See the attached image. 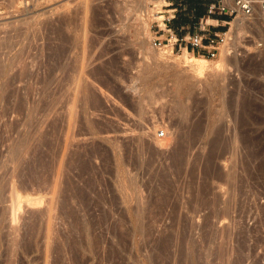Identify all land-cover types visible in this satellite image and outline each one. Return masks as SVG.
I'll return each instance as SVG.
<instances>
[{
	"label": "rangeland",
	"instance_id": "374dc122",
	"mask_svg": "<svg viewBox=\"0 0 264 264\" xmlns=\"http://www.w3.org/2000/svg\"><path fill=\"white\" fill-rule=\"evenodd\" d=\"M140 1L18 0L0 8L1 35L8 25L37 29L46 15L75 8L78 32L63 60L76 67L56 70L47 86L39 77L47 75L48 54L61 43L48 26L37 33L29 28L28 38L1 54L11 64L26 47L34 79L3 90L21 69L18 62L0 77V264H153L161 227L174 234L172 254L161 264H264V14L245 16L228 58L224 43L211 57L204 49L155 47L159 33L152 23L177 8L174 26L194 32L213 0H144V10ZM236 17L228 24L211 21V31L229 32ZM185 51L210 61L188 82L184 77L193 73L184 70ZM10 88L16 92L6 99ZM214 138L216 154L209 159ZM177 142L187 146L179 167L172 153ZM13 194L20 195L16 211ZM32 197L44 200L29 205ZM74 232L87 242L77 252L81 258ZM114 245L118 255L109 252Z\"/></svg>",
	"mask_w": 264,
	"mask_h": 264
},
{
	"label": "bare ground",
	"instance_id": "6f19581e",
	"mask_svg": "<svg viewBox=\"0 0 264 264\" xmlns=\"http://www.w3.org/2000/svg\"><path fill=\"white\" fill-rule=\"evenodd\" d=\"M18 0H0V8L1 7H3V6H5L6 8H8L9 9V7H11L12 5H14V3H16ZM148 1V0H147ZM160 1V0H159ZM159 1H157V2H159ZM145 4H146V2H145ZM145 4H144V0H142V1H140V3H138L137 4V7H139V9H143L144 10V6H145ZM4 7V8H5ZM98 7V6H97ZM7 9V10H8ZM12 9V8H11ZM14 9V8H13ZM86 10H87V8H86ZM71 11V10H70ZM84 11H85V9H84ZM93 11H95V10H93ZM87 12V11H86ZM13 12H12V10H10V11H7V13L6 14H12ZM60 13V12H59ZM83 13V12H82ZM256 15L257 14H259V13H263L262 11H261V9L259 8V6H256ZM254 13V14H255ZM84 14H85V12H84ZM253 14V15H254ZM95 15V14H94ZM253 15H251V16H253ZM7 16V15H6ZM10 16V15H9ZM12 16V15H11ZM47 16V17H46ZM45 17L46 18H49L48 17V15H46ZM50 16H51V14H50ZM137 17L139 16V15H136ZM245 16H247V17H251V16H248V15H246V14H243L242 12H239L238 14H237V17L234 19V21L232 22V24H231V28H230V30H229V32H227L226 33V36H227V39H226V41L224 42V46H223V53H224V55H226V58H228L229 56H228V54L231 52V49H230V47H231V45H230V41L232 40L231 39V37L234 35V34H236L237 32L236 31H241V29H243L244 28V26H245ZM235 17V16H234ZM46 18H44L43 20L42 19H39V20H41V21H37V23H36V25H37V29H32V27L31 26H29L28 27V25H27V27L25 26H23V27H20V26H16V27H12V26H9L8 24V29H9V27H10V30H4L5 28H3V35H1L2 34V31H0V37L2 38V40L3 41H0V48H3V49H0V51H2V52H0V77H1V75H2V73H4V71H6V69H8V67L11 65V67H13L17 62L18 63H20V70H21V72H19L20 70H18V72L17 73H12V76H9L8 78H7V80L4 82V84H3V90H7V88H9L10 86H11V88L13 87V84L15 83V81H17V80H21V81H25L26 82V84H27V82H29L28 80L31 78H33V75H34V73H33V71H31L29 68V66H30V64L29 63H27L26 61L28 60V58H27V56L25 57V48L23 49V48H21V49H19L18 51L19 52H17V54H15L16 56H13V57H15L14 59H13V61L11 62V64H8L9 62H5V59H4V57L1 55L2 53H3V55H4V53H6V55H7V53L8 52H10L11 51V49L12 48H15L14 47V44L16 45V43H18V42H20V38L22 37V36H24V35H26V34H28L29 33V31L31 30V31H33V32H38V30H40V29H45V27L46 26H48L50 29H48V35H51V34H53V35H56V37L59 39L58 40V42L61 40V43H58L57 45H55L54 46V48H52V52L50 53V54H48L49 56V65H48V70H47V75L45 76V77H39V82L41 83L42 82V84H44L43 86H47L51 81L53 82V78H52V76H53V74H54V72L56 71V70H61V71H63L64 73H67V72H69L73 67H76V61H75V63H71L70 64V66L67 64H64V62H63V60H64V57H65V55H67L66 53H68L69 51V49L71 48V42H72V40H71V38H73L74 37V43L76 42V34L78 33H76V8H75V12H69L68 14H60L59 16H55V17H53V18H51V19H48V20H46ZM30 19V18H29ZM81 19V18H80ZM26 20V19H25ZM34 20V19H33ZM213 20H215L214 18H212V17H210L209 18V21L211 22V21H213ZM32 21V20H31ZM84 22V21H83ZM100 24V23H99ZM26 25V24H25ZM33 25V24H32ZM5 27V26H4ZM12 27V28H11ZM34 27H36V26H34ZM29 28H30V30H29ZM78 28V27H77ZM15 31V32H11V31ZM70 30V31H69ZM79 31V30H78ZM81 32H82V30H81ZM49 33H51V34H49ZM32 35V34H31ZM52 35V36H53ZM25 37V36H24ZM83 37V36H82ZM1 38H0V40H1ZM4 38V39H3ZM14 38H15V40H17L16 42H15V40H14ZM25 38H28V37H25ZM30 38V37H29ZM46 38H47V35H46ZM53 38V37H52ZM24 39V38H23ZM22 39V40H23ZM35 39V38H34ZM51 39V36L48 38V40H50ZM56 39V38H55ZM30 40V39H29ZM52 40V39H51ZM79 40V39H78ZM24 41V40H23ZM22 41V43H26V41L25 42H23ZM29 42V41H28ZM52 42H54V41H52ZM56 42V41H55ZM54 42V43H55ZM72 42V43H73ZM73 43V44H74ZM26 45H27V43H26ZM20 46V45H19ZM24 46V45H23ZM50 46V45H49ZM74 46H75V44H74ZM73 47V46H72ZM170 47V46H169ZM28 48V47H27ZM5 49V50H4ZM50 49V48H49ZM185 49H188L187 47H185ZM10 50V51H9ZM13 50V49H12ZM169 50V49H168ZM8 51V52H7ZM68 51V52H67ZM171 51V50H170ZM172 52H174V50L172 49ZM12 53V52H11ZM193 53H195V52H193ZM169 54V53H168ZM185 54H186V60H187V63L185 64V71H187L188 73H193V75H189V76H187V77H184V79H183V81L184 82H188L189 80H191L192 78L193 79H195L196 77H198L197 75V71L199 72V73H201L200 71H202L203 70V68L205 67L206 68V66L208 67V65H209V67H210V64H206V63H209L210 61L208 60V59H206L205 60V58L204 59H196V58H189V53L187 52V51H185ZM223 56V55H222ZM12 57V58H13ZM30 57V56H29ZM45 57V56H44ZM171 57V56H170ZM11 58V59H12ZM39 58V57H38ZM97 58V57H96ZM222 59H225L224 57H222ZM47 60V59H46ZM34 61V60H33ZM209 61V62H208ZM225 61H226V59H225ZM223 62V61H222ZM221 62V64H223ZM34 63V62H33ZM28 64H29V66H28ZM80 64V63H79ZM206 65V66H205ZM16 66V65H15ZM79 66V65H78ZM81 66V65H80ZM18 67V66H17ZM33 67V66H32ZM82 67V66H81ZM204 68V69H205ZM12 69V68H11ZM10 69V70H11ZM19 69V68H18ZM99 71L98 72H100V74L102 73V71L99 69V68H97ZM12 70H14V69H12ZM38 70H39V68H38ZM207 70V69H206ZM206 70L204 71V72H206ZM9 71V70H8ZM94 71H97L96 70V68H95V70ZM7 72V71H6ZM13 72V71H12ZM15 72V71H14ZM80 72V71H79ZM203 72V71H202ZM203 72V73H204ZM82 73H83V71H82ZM97 73V72H96ZM202 73V74H203ZM5 74V73H4ZM8 74V73H7ZM201 74V75H202ZM80 75V74H79ZM82 76H83V74H82ZM81 76V77H82ZM3 77V76H2ZM85 77V76H84ZM77 78H79V76L77 77ZM30 79V80H31ZM34 79V78H33ZM71 79L73 80V81H76V75L74 76H72L71 77ZM222 79V77L220 76V74L219 75H217V77H216V82H220V80ZM2 80V79H1ZM197 80V79H196ZM4 81V80H3ZM20 81V82H21ZM24 82V83H25ZM37 82V81H36ZM184 82H183V84H184ZM30 83V82H29ZM102 83V82H101ZM194 83V82H193ZM187 84V83H186ZM28 85V84H27ZM38 85V84H37ZM9 86V87H8ZM40 86H41V84H40ZM11 88H10V90L8 89V91L6 92V94H4V96H5V98H6V96H11L12 94H13V92H16V91H13V90H11ZM92 89V88H91ZM2 90V89H1ZM16 90V89H15ZM45 90V89H44ZM28 92V95L29 94H32L33 95V90L32 89H29L28 88V90H27ZM41 92V91H40ZM15 94V93H14ZM17 94V93H16ZM40 94V93H39ZM45 94V93H44ZM49 94V93H48ZM1 95V94H0ZM42 95V94H41ZM43 96V95H42ZM2 97H3V94H2ZM14 97V96H13ZM4 98V97H3ZM25 98V97H24ZM46 98V97H45ZM7 99V98H6ZM23 100V99H22ZM24 105V104H23ZM194 105V104H193ZM250 107V106H249ZM187 111V110H186ZM188 112V111H187ZM190 112V111H189ZM193 113V112H192ZM185 114V113H184ZM187 115H188V113H186ZM190 114V113H189ZM194 119V118H193ZM114 121V120H113ZM199 123H201V121L199 122ZM198 124V123H197ZM196 124V130L198 131H200V127H201V124H200V127H199V125H197ZM193 125H195V124H193ZM194 128V127H193ZM191 130H193L192 128H191ZM195 130V128H194V132L196 131ZM201 130H202V128H201ZM186 131V130H185ZM197 131H196V134H197ZM192 132V131H191ZM189 133V132H188ZM193 133V132H192ZM199 133V132H198ZM159 134V133H158ZM190 134V133H189ZM196 134H195V137H197L196 136ZM200 134V133H199ZM193 135V134H192ZM198 135V134H197ZM160 136V135H159ZM193 137V136H192ZM190 139V138H189ZM191 140V139H190ZM181 141V140H180ZM210 142V146H211V149H210V152H209V159H212L214 156H215V151H216V147H217V144H218V138H214L212 141H209ZM175 145V144H174ZM187 146L184 144V143H182V142H177V144L175 145V147H174V151L172 152L173 153V156H175V158H176V160H177V163H178V165L176 164V166L177 167H179V165L181 166L182 165V162H183V157H184V155H185V153H186V150H187V148H186ZM189 151V150H188ZM174 158V157H173ZM185 158V157H184ZM36 161V160H35ZM29 165H31L30 163H29ZM45 166V165H44ZM177 169H179V168H177ZM208 187V186H207ZM16 194V193H15ZM17 198H16V197ZM14 196V194H13V197H15V198H13V201H12V208H13V211H16V209L18 208V206H20L21 207V205H20V195L19 194H17V195H15ZM77 197V196H76ZM15 199V200H14ZM44 199H42V198H30V200L28 201V204L30 205V204H37V203H40V202H42ZM100 201V200H99ZM99 206V205H98ZM101 206V205H100ZM90 209V208H89ZM96 210V209H95ZM100 210V209H99ZM104 212H106V211H104ZM89 213V212H88ZM109 213V212H108ZM16 214V213H15ZM104 214H106V213H104ZM77 215V214H76ZM103 215V214H102ZM101 215V216H102ZM107 215V214H106ZM109 215V214H108ZM75 216V215H74ZM15 215H14V217H13V219H15ZM76 217H78V216H76ZM83 217V216H82ZM103 217V216H102ZM73 218V217H72ZM108 218V217H107ZM70 219V218H69ZM103 220H104V218H103ZM105 220H106V218H105ZM79 222V221H78ZM81 222V221H80ZM73 223V222H72ZM87 224H88V222H86ZM77 224V223H76ZM79 224V223H78ZM84 224V223H83ZM87 224H86V226H87ZM98 224V223H97ZM95 225H96V223H95ZM82 225L80 224V228H82V227H84L85 225H83L82 227H81ZM32 227V226H31ZM88 227V226H87ZM114 227V226H113ZM116 227V226H115ZM28 228V227H27ZM79 228V227H78ZM93 228V227H92ZM201 228V227H200ZM84 229H85V227H84ZM84 229L82 228V229H80V230H82V232H84ZM87 229V228H86ZM164 229V228H163ZM162 229V227H161V232L159 231V239H158V241H156V242H154V243H156V244H154V245H156V247L153 249L154 250V252L155 253H153V255H152V263L153 264H161L160 262H161V260H162V258L164 257L165 258V256L166 255H168V257H170V255L172 254V253H170L171 252V250H170V247H172V245L171 244H173L172 242V240H173V236H174V234H173V232H172V230L170 231V230H163ZM166 229V228H165ZM197 229V228H196ZM207 229V228H206ZM28 231H29V236H31V231H32V229H30V228H28L27 229ZM74 230V229H73ZM77 230V229H76ZM76 230H74L75 232H76ZM88 230H89V228H88ZM87 230V231H88ZM78 231V230H77ZM115 231H116V229H115ZM118 231V230H117ZM119 231H120V228H119ZM207 231V230H206ZM34 229H33V231H32V233L34 234ZM74 232V233H75ZM81 232V233H82ZM89 232L90 231H88V234H89ZM153 232H154V230H153ZM27 233V232H26ZM81 233L79 232L78 234L79 235H81ZM85 233V232H84ZM115 233V232H114ZM113 233V234H114ZM122 233V232H121ZM208 234L207 232H205V229H204V231L202 232V234ZM76 234V233H75ZM205 234V235H206ZM36 235V234H35ZM34 235V236H35ZM72 235H73V233L70 235L71 237H72ZM105 235V234H104ZM205 235H202V236H205ZM64 236V235H63ZM82 236H83V234H82ZM81 236V237H82ZM85 236H86V233H85ZM85 236H83V237H85ZM111 236V235H110ZM32 237H33V235H32ZM76 239H77V241H75L76 239H75V236L72 238V239H75V240H73V242L76 244V245H78L76 248H75V246H73V245H71L70 247H72L73 246V248L74 249H76L75 251H76V253L77 252H81V249L83 248V249H87L86 248V243L87 242H85L84 240H86V239H83V238H79L80 236H77V234H76ZM89 237V236H88ZM112 237H113V235H112ZM111 237V238H112ZM151 237V236H150ZM183 237H184V235H183ZM191 237V236H190ZM31 238V237H30ZM35 238V237H34ZM103 238V237H102ZM113 238H115V237H113ZM78 239H80V240H78ZM99 239V238H98ZM186 239V238H185ZM204 239V238H203ZM42 240V239H41ZM58 240V239H57ZM69 240H71L70 239V237H69ZM97 240V239H96ZM96 240H95V242H96ZM104 240V239H103ZM72 241V240H71ZM70 241V242H71ZM102 241V240H101ZM100 241V243H102ZM111 241V240H110ZM155 241V240H154ZM187 241V240H186ZM197 241V240H196ZM73 242H71V244L73 243ZM85 242V243H84ZM109 242V241H108ZM119 242V241H118ZM99 243V242H98ZM114 243V242H113ZM194 243H195V240H194ZM193 243V244H194ZM197 243V242H196ZM60 244V243H59ZM68 246H69V244H68V242L66 243ZM74 244V245H75ZM117 244V243H116ZM115 244V245H116ZM192 244V245H193ZM17 245V244H16ZM95 245H97V244H95ZM115 245H114V247H115ZM121 245V244H120ZM13 246V245H12ZM15 246V245H14ZM58 245H56V247H57ZM112 247H113V245H111ZM118 246V245H117ZM117 246L115 247V248H113V249H111V251H109V252H112V253H116L117 255L119 254V252L121 251V248L119 249V252L117 251L118 250V248H117ZM183 246H184V244H183ZM183 246H181V251H183L182 252V254H184V249H185V247L183 248ZM196 246V245H195ZM194 245L193 246H190V248L193 250V251H195V248L197 249V247H198V243H197V246L195 247ZM70 247H68L69 249H70ZM122 247V246H121ZM193 247V248H192ZM25 247H23V249H24ZM73 248H71V250H73ZM111 248V247H110ZM149 248V247H148ZM199 249V248H198ZM62 250V249H61ZM68 250V249H67ZM80 250V251H79ZM179 250V251H180ZM186 250H187V248H186ZM185 250V251H186ZM192 250H190V249H188V251L190 252L191 251V253H192ZM201 247H200V252H201ZM28 251H30V250H28ZM74 251V252H75ZM86 251V250H85ZM84 250L82 251V254L85 252ZM14 252V249L12 250V253ZM63 252V251H62ZM61 252V253H62ZM65 252H66V250H65ZM199 252V253H200ZM70 253V252H69ZM76 253H75V255L73 254V252H72V254L74 255V256H77L78 255V253H77V255H76ZM107 253H108V250H107ZM170 253V254H169ZM181 253V252H180ZM71 254V253H70ZM80 254V253H79ZM110 256V258H113L111 255H113V254H111V253H108ZM181 254V255H182ZM190 253H187V255H189ZM194 254H196V253H194ZM197 254H198V252H197ZM201 254V253H200ZM13 255H14V253H13ZM59 255H61V254H59ZM71 256V257H74V256ZM81 255V254H80ZM80 255H78L80 258L82 257V255L80 256ZM202 255V254H201ZM62 256V255H61ZM77 256V257H78ZM197 256V255H196ZM200 256V255H199ZM198 256V257H199ZM70 257V258H71ZM114 257H115V254H114ZM117 257V256H116ZM168 257H166V259H169ZM184 257H188V256H184ZM183 257V258H184ZM197 257V258H198ZM203 257V256H202ZM67 258V257H66ZM75 258V257H74ZM173 258V257H172ZM190 258H191V256H190ZM199 258H201V256L199 257ZM68 259V258H67ZM113 259H115V258H113ZM165 259V260H166ZM70 260H72V259H70ZM73 260H76V258L75 259H73ZM72 260V261H73ZM77 260H78V258H77ZM76 260V261H77ZM81 260V259H80ZM110 260H112V259H110ZM182 260V259H181ZM198 260V259H197ZM69 261V260H68ZM82 261V260H81ZM162 261H164V260H162ZM65 262H66V260H65ZM78 262H80V261H78ZM83 262V261H82ZM82 262L80 263V264H82ZM111 262V261H110ZM112 262H116V260H112ZM67 263V262H66ZM65 263V264H66ZM200 263V262H199ZM69 264V263H68ZM74 264H78L77 262L76 263H74ZM117 264V263H116ZM169 264V263H168Z\"/></svg>",
	"mask_w": 264,
	"mask_h": 264
},
{
	"label": "built area",
	"instance_id": "2783aa9c",
	"mask_svg": "<svg viewBox=\"0 0 264 264\" xmlns=\"http://www.w3.org/2000/svg\"><path fill=\"white\" fill-rule=\"evenodd\" d=\"M256 6H259L264 14V0H213L207 4L206 11L198 16L195 21L197 30L192 32L190 30L181 33L180 31L185 27L174 26L172 20L176 17V9L170 8L172 13L164 16L161 19L154 20L152 26H157L156 35L153 38V44L157 48L169 47L175 50H182L184 47L193 52H200L204 49V54L215 57L219 52L220 46L226 41V31L214 30L211 31L210 26L212 22L209 18H214L218 24L220 20L224 24L230 23V18L236 16L239 12L248 16L256 12ZM221 14L225 17L215 18L214 15ZM156 21V22H155ZM166 34V35H165ZM165 35V36H164ZM199 48V49H197ZM159 135H165V130H160Z\"/></svg>",
	"mask_w": 264,
	"mask_h": 264
},
{
	"label": "trees",
	"instance_id": "16d2710c",
	"mask_svg": "<svg viewBox=\"0 0 264 264\" xmlns=\"http://www.w3.org/2000/svg\"><path fill=\"white\" fill-rule=\"evenodd\" d=\"M209 3V2H208ZM197 8V7H196ZM198 13L200 14L202 11H203V9L201 8V7H199L198 9ZM183 21H185V20H183ZM173 25H174V23H172Z\"/></svg>",
	"mask_w": 264,
	"mask_h": 264
}]
</instances>
